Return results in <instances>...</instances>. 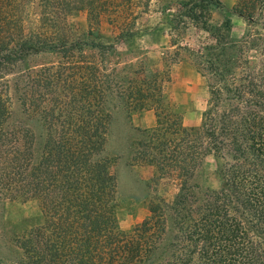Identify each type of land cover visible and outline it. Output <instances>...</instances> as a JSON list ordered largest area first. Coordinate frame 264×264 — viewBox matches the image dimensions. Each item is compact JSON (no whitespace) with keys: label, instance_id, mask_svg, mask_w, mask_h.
Segmentation results:
<instances>
[{"label":"trees","instance_id":"obj_1","mask_svg":"<svg viewBox=\"0 0 264 264\" xmlns=\"http://www.w3.org/2000/svg\"><path fill=\"white\" fill-rule=\"evenodd\" d=\"M172 6L170 21L209 36L186 47L207 91L197 125H183L163 100L161 71L107 66L136 30L132 0H0V198L39 209L17 240L19 264H264V0L227 10L244 21L238 37L228 16L205 26L219 0H167L160 11ZM80 12L94 25L105 17L116 36L101 41L94 27L77 34L68 17ZM45 52L59 60L15 69ZM11 96L25 119L13 120ZM115 104L127 117L154 116L134 127L130 164L152 166L155 178L179 174L172 199L150 197L147 215L127 230L106 153Z\"/></svg>","mask_w":264,"mask_h":264},{"label":"rangeland","instance_id":"obj_2","mask_svg":"<svg viewBox=\"0 0 264 264\" xmlns=\"http://www.w3.org/2000/svg\"><path fill=\"white\" fill-rule=\"evenodd\" d=\"M137 5L135 11L139 15L135 20L136 30L124 40L115 44V51L108 56V67L143 63L152 70L161 71L160 86L163 100L170 103L179 112L183 125H197L205 107L207 91L204 78L196 72L192 59L186 52V47L195 49L209 41L206 32L190 23L186 26L170 21L171 10L160 11L167 0H149L144 11L145 0H132ZM223 7L212 9L205 20V26L212 28L218 25L222 18L228 16L231 23L230 34L238 37L244 29V21L235 14L227 13L235 0H219ZM227 14V15H226ZM77 34L88 28L97 30L98 39L111 41L117 34L116 25L108 23L105 17L94 25L88 22L85 12L68 17ZM92 38V37H91ZM59 60L56 53H40L28 57L17 69L33 68L54 64ZM12 118L25 119L19 114L14 97L11 96ZM111 122L106 141V153L114 159L110 167L117 181L118 226L127 230L139 223L146 215V204L150 197H161L169 201L178 186L179 174L172 172L169 176L155 178L153 167L143 164H130L129 140L134 127H149L154 123L151 110L133 113L127 117L125 111L116 105L111 111ZM29 124L38 128L35 118ZM204 167L212 171L214 160L208 156ZM214 184V183H213ZM39 209L35 202L6 201L0 198V264H19L20 248L18 238L23 236L35 224Z\"/></svg>","mask_w":264,"mask_h":264}]
</instances>
